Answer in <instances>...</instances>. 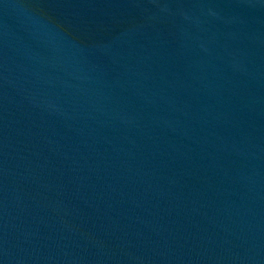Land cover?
Wrapping results in <instances>:
<instances>
[{
  "label": "water",
  "instance_id": "water-1",
  "mask_svg": "<svg viewBox=\"0 0 264 264\" xmlns=\"http://www.w3.org/2000/svg\"><path fill=\"white\" fill-rule=\"evenodd\" d=\"M0 264H264V0H0Z\"/></svg>",
  "mask_w": 264,
  "mask_h": 264
}]
</instances>
